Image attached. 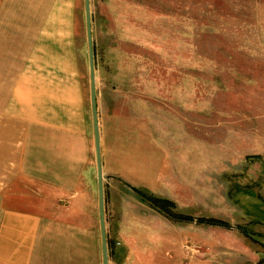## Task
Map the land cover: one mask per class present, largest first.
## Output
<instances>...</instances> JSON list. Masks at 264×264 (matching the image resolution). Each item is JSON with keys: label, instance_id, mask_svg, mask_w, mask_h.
Wrapping results in <instances>:
<instances>
[{"label": "rangeland", "instance_id": "1", "mask_svg": "<svg viewBox=\"0 0 264 264\" xmlns=\"http://www.w3.org/2000/svg\"><path fill=\"white\" fill-rule=\"evenodd\" d=\"M90 8L101 112L119 117L120 132L132 129L134 175L157 176V195L194 220L174 223L131 183L108 178L113 264H264V0H90ZM76 18L92 124L85 0ZM80 189L65 200L49 195L71 230L98 221L96 186Z\"/></svg>", "mask_w": 264, "mask_h": 264}, {"label": "crops", "instance_id": "2", "mask_svg": "<svg viewBox=\"0 0 264 264\" xmlns=\"http://www.w3.org/2000/svg\"><path fill=\"white\" fill-rule=\"evenodd\" d=\"M77 7L78 0H0V264H105ZM97 111L107 261L113 264L107 179L131 183L138 197L137 190L158 196L159 185L157 176L146 182L134 175L132 129L120 132L119 117L102 114L98 101ZM86 182L96 186L98 221L71 230L53 213L49 195L74 197Z\"/></svg>", "mask_w": 264, "mask_h": 264}, {"label": "water", "instance_id": "3", "mask_svg": "<svg viewBox=\"0 0 264 264\" xmlns=\"http://www.w3.org/2000/svg\"><path fill=\"white\" fill-rule=\"evenodd\" d=\"M85 13H86V27H87V36H88V45H89L92 111H93V122H94L95 141H96V150H97V162H98V168H99V179L98 180H99V191H100V215H101V229H102V236H103V251H104L105 264H108L105 212H104L103 176H102L100 134H99L97 96H96L95 55H94V42H93V32H92V16H91L90 0H85Z\"/></svg>", "mask_w": 264, "mask_h": 264}, {"label": "trees", "instance_id": "4", "mask_svg": "<svg viewBox=\"0 0 264 264\" xmlns=\"http://www.w3.org/2000/svg\"><path fill=\"white\" fill-rule=\"evenodd\" d=\"M137 193L144 202L149 204L151 208L174 223L187 224L194 221L191 216H187L179 212L176 204L167 198H161L143 190H137ZM197 223L207 226L229 227L226 222L216 218H203L201 220H197Z\"/></svg>", "mask_w": 264, "mask_h": 264}]
</instances>
